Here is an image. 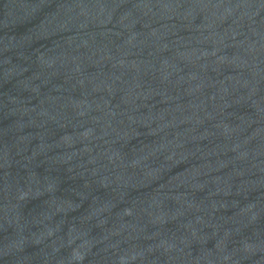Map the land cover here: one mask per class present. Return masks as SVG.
<instances>
[{"label":"water","instance_id":"1","mask_svg":"<svg viewBox=\"0 0 264 264\" xmlns=\"http://www.w3.org/2000/svg\"><path fill=\"white\" fill-rule=\"evenodd\" d=\"M0 264H264V0H0Z\"/></svg>","mask_w":264,"mask_h":264}]
</instances>
